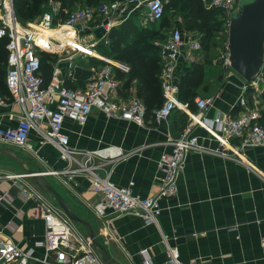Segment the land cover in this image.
I'll return each instance as SVG.
<instances>
[{
	"label": "built area",
	"instance_id": "1",
	"mask_svg": "<svg viewBox=\"0 0 264 264\" xmlns=\"http://www.w3.org/2000/svg\"><path fill=\"white\" fill-rule=\"evenodd\" d=\"M208 8H219L228 17L237 5V0H204ZM167 0H102L94 5H83L67 10V19L55 22L59 3L53 1L37 21L24 26L19 20L14 0H0V38L8 37V68L6 83L10 97L0 93V106H6L9 98L19 105L20 113L15 126L0 125V142L5 141L25 150H34L30 134L37 131L40 143H52L60 151L68 165L55 173H63L72 180L77 173H84L91 180L93 190L100 193V199L92 206L97 217L105 218L110 213H138L146 224H159L162 212L161 199L171 198L178 193V176L184 167L187 153H213L235 158L247 147H259L264 151V107L260 106L264 92V66L261 74L251 81H243L238 103L242 111L238 114L217 111L208 116L215 96L195 98L196 111L188 109L189 104L179 99L176 74L184 51L202 50L197 32L187 35L180 27H174L166 39L158 43L162 68L160 72L164 101L154 111L157 121L167 119L176 108L186 107L189 120L180 134L169 137L170 148L162 152L159 159L158 189L146 196L134 193L133 181L127 186L119 185L110 177V172L101 175V164L92 162L98 155L109 151L122 153L120 149L86 151L82 158L76 156L82 151L70 144L69 136L63 131L65 119L80 123L88 121L94 109L102 110L108 116L120 117L144 125L147 107L138 94L122 96L126 89L117 77L121 68L97 49V45L110 43L112 30L120 26L134 11H139L145 21L160 20L165 13ZM29 23V24H30ZM145 26V25H144ZM44 29H51L44 37ZM101 36L98 37L97 33ZM69 59L70 67L76 56L97 57L105 61L91 74L83 89L67 85L60 76V70L53 69L49 82L45 83L41 71V51ZM228 50L222 52L221 63L229 69ZM57 55V56H58ZM206 132L207 139L218 143L211 147L201 140L196 128ZM237 139V144L233 140ZM51 171H47V174ZM27 176L23 173L0 172V177ZM28 197L40 202L45 223V235L35 242L45 248L41 259L47 264H104L84 229L73 222L59 205L39 187H30ZM38 259L32 248H25L14 241L0 240V264H28ZM165 264H205L185 262L177 247L169 246Z\"/></svg>",
	"mask_w": 264,
	"mask_h": 264
},
{
	"label": "crops",
	"instance_id": "2",
	"mask_svg": "<svg viewBox=\"0 0 264 264\" xmlns=\"http://www.w3.org/2000/svg\"><path fill=\"white\" fill-rule=\"evenodd\" d=\"M175 27L184 28L180 20L175 21ZM186 31V35L190 33ZM97 35L100 37L101 33ZM99 45L97 49L103 53ZM203 53V47L199 52L187 49L183 52L176 74L177 84L186 64L193 60L203 61L209 71L205 77L209 88L201 87L198 96L207 95V91L219 84L212 95L215 102L208 116H214L217 111L240 113L242 108L238 100L244 80L231 71L216 72L213 62H206ZM111 60L121 66L119 69L127 71L130 68L123 60ZM73 61L70 67L69 59H59L58 55L53 69L60 70L66 84L83 89L98 67L91 56H76ZM138 87L139 81L135 78L120 95L138 94ZM162 103V93L151 99L150 116H146L144 125L94 109L85 123L65 119L63 131L69 136L71 146L82 151L76 154L78 158L86 151L107 147L120 149L121 154L111 148L109 153L94 157L92 162L102 165L97 168L101 175L110 172L112 180L123 186L133 181L134 193L146 196L158 189L159 159L162 152L170 148L169 137L180 134L189 120L187 110L192 111L190 105L188 109L176 108L167 119L157 121L154 111ZM260 106L264 107V101ZM19 113V105L9 98L6 106H0V125L15 126ZM196 133L204 143L218 146L216 141L205 138L203 128L197 127ZM30 141L34 150L25 151L36 158L43 169L51 171L48 178L73 209L94 221L101 240L117 264H165L169 246L177 247L185 262L264 264V151L261 148L247 147L235 158L189 151L178 176V193L161 199L162 212L157 225L146 224L140 214L133 212L97 217L92 206L101 196L92 189L89 176L77 173L72 180H67L65 174L53 172L68 165L58 148L52 143H40L35 130L30 134ZM237 142L233 140L234 144ZM7 143L1 141L0 146L10 147ZM0 172L17 173L11 168L8 157L1 153ZM21 177H0V240L32 248L38 259L28 264H47L41 260L45 248L35 245L45 235L42 208L40 202L26 195L30 187L37 185L32 179Z\"/></svg>",
	"mask_w": 264,
	"mask_h": 264
},
{
	"label": "trees",
	"instance_id": "3",
	"mask_svg": "<svg viewBox=\"0 0 264 264\" xmlns=\"http://www.w3.org/2000/svg\"><path fill=\"white\" fill-rule=\"evenodd\" d=\"M15 10L19 20L23 24L35 22L46 11L51 9L52 2H58L60 7L56 13L55 22L59 19H67V10H73L78 6L94 5L102 0H14ZM170 2V3H169ZM165 5L164 16L160 19L163 25H168L167 6L182 14L185 18L187 29L195 30L206 50V62H213L209 52L215 48L222 47L227 50V15L222 9L208 8L204 0H170ZM139 11H134L120 26L114 28L110 34V43H100L99 47L107 56L123 60L130 65L129 70L117 69V77L123 82L121 87H128L133 79H138V94L147 104V115L150 113L151 99L160 95L163 90L160 80L162 59L160 56V45L154 40L159 37L157 27H139L137 18ZM225 30V33L222 31ZM216 36L224 38L223 45H218L214 40ZM167 37V36H166ZM165 37V39H166ZM8 37L0 38V93L10 97L6 83L8 68ZM216 56V55H215ZM58 56L49 51H41V71L45 83L49 82L53 74L54 63ZM94 65L100 67L105 64L104 60L92 57ZM184 71L179 81V99L188 102L193 111L197 110L195 98L200 94V88H209L205 83L208 74L205 62L193 60L184 66ZM225 70V68H222ZM222 76V75H221ZM68 85V84H67ZM70 86V85H69ZM72 87V86H71ZM264 98V92L262 93ZM164 101V96H163ZM162 105V104H161ZM150 116V115H149Z\"/></svg>",
	"mask_w": 264,
	"mask_h": 264
},
{
	"label": "water",
	"instance_id": "4",
	"mask_svg": "<svg viewBox=\"0 0 264 264\" xmlns=\"http://www.w3.org/2000/svg\"><path fill=\"white\" fill-rule=\"evenodd\" d=\"M227 34L229 67L243 80H255L264 66V0H237L228 17ZM0 153L20 165L22 173L30 176L37 187L52 196L66 215L84 229L104 264H117L101 240L94 221L80 216L73 209L50 181L47 170L12 148L0 146Z\"/></svg>",
	"mask_w": 264,
	"mask_h": 264
},
{
	"label": "rangeland",
	"instance_id": "5",
	"mask_svg": "<svg viewBox=\"0 0 264 264\" xmlns=\"http://www.w3.org/2000/svg\"><path fill=\"white\" fill-rule=\"evenodd\" d=\"M169 1L170 0H167V2H169ZM140 15H141V13H140ZM166 17H167V21H168L167 24L168 25H163L162 24L163 21H161V20L145 21V24H144V22H143L144 21V15H142L141 18H137V22L140 25L139 27H155V28L157 27L158 29H160L159 37L154 40V42H158V43L162 42L165 39V37L168 36V33L175 27V21L176 20H180L181 24L184 27L183 29H184L185 33L187 32L186 31L187 30V24H186L185 18H183L182 14H180L179 11L167 6V15H166ZM23 25L24 26H26V25L29 26V25H31V23L30 24L27 23V24H23ZM189 31L191 32V30H189ZM222 33H225V30H223ZM214 40L217 41L218 45H223V43L225 42L224 38L220 37V36H216L214 38ZM99 49L102 50L101 48H99ZM203 51H204L203 55L206 56V50L203 49ZM223 51L224 50H223L222 47H219V48L217 47L213 51L209 52V57H213V59H214L213 63H212L213 69H215L216 72H223L224 74L227 73V72H230V71L233 72V73H236L232 68H229L227 70L226 69L222 70V68H225L223 66V63H221V59H222L221 56H222V52ZM105 56H107V55H105ZM107 57L109 59H113V57H111V56H107ZM218 87H219V84H216V86H213V89H211L210 91H207V95H202V96H211V95H213L214 93L217 92V88ZM6 145H9L10 147L15 148V150L21 156L29 157V158H31L32 160H34L35 162H37L39 164V161L36 158H34L32 155H30L27 151H25V149H23V148H21V147H19L17 145H13V144H8L7 143ZM9 163H10L11 168H13V171H17V173H22L23 172L22 167L20 165H18L17 163H15L14 161H12L11 159H9ZM11 173H14V172H11ZM21 179L29 181L31 179V177L30 176H23V177H21ZM54 183L57 185V183L55 181H54ZM57 186L59 187V185H57ZM49 197H50V199L52 200V202L54 204H57V202L54 200V198L52 196L49 195Z\"/></svg>",
	"mask_w": 264,
	"mask_h": 264
},
{
	"label": "bare ground",
	"instance_id": "6",
	"mask_svg": "<svg viewBox=\"0 0 264 264\" xmlns=\"http://www.w3.org/2000/svg\"><path fill=\"white\" fill-rule=\"evenodd\" d=\"M42 31H44V34H43L44 37H49L52 33L51 29H44Z\"/></svg>",
	"mask_w": 264,
	"mask_h": 264
}]
</instances>
